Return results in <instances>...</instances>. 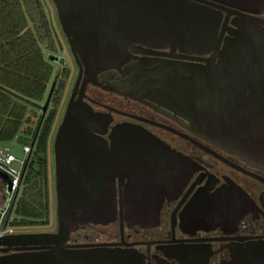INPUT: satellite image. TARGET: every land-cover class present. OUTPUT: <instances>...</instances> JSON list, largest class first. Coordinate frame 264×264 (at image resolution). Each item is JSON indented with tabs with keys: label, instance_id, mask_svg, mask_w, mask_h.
Returning <instances> with one entry per match:
<instances>
[{
	"label": "water",
	"instance_id": "1",
	"mask_svg": "<svg viewBox=\"0 0 264 264\" xmlns=\"http://www.w3.org/2000/svg\"><path fill=\"white\" fill-rule=\"evenodd\" d=\"M52 2L78 66L53 141L56 231L0 235V244L8 246L48 245L46 250L4 256L0 264H144L130 249L63 245L78 225L106 224L115 218L116 210L113 184L92 182L91 175L77 174L83 167L76 169L75 157L100 152L87 146L108 144L99 134L110 121L109 112L94 110L82 99V91L90 83L132 98L151 99L179 115L197 135L264 168V25L255 17L264 13V0ZM225 5L240 17L232 19L222 40L230 15L227 11L223 18ZM137 45L210 56L197 57L200 63L161 60L147 68L152 62L133 56L142 51ZM48 59L64 61L55 54ZM54 84L42 106V117ZM109 138L115 149L111 152L122 154L135 146L146 153L142 146L157 142L129 123L112 126ZM120 167L126 169L124 162ZM131 188L126 185L127 194Z\"/></svg>",
	"mask_w": 264,
	"mask_h": 264
},
{
	"label": "flooded vegetation",
	"instance_id": "2",
	"mask_svg": "<svg viewBox=\"0 0 264 264\" xmlns=\"http://www.w3.org/2000/svg\"><path fill=\"white\" fill-rule=\"evenodd\" d=\"M225 7L223 18L227 11L230 15L222 40L228 35L232 19L240 17L232 13L234 8ZM255 17L264 25V13ZM137 48L142 51L133 52V56L152 62L147 68L161 60L200 63L203 61L197 57L210 56L169 47ZM72 59L76 73L65 102L78 73ZM80 86L81 81L76 95ZM96 91L108 99L97 97L93 94ZM82 92V99L94 110L109 112L110 121L99 134L108 144L87 146L100 152L75 157L76 169L83 167L77 174L91 175L92 182L113 184L116 210L115 218L106 224L78 225L63 245L130 249L144 264H264V168L197 135L179 115L151 99L132 98L90 83ZM118 123L135 125L156 137L157 142L142 146L146 153L136 146L129 154L112 153L115 149L109 135ZM50 140L46 150L48 182L55 193L54 138ZM122 162L126 165L123 171ZM127 184L132 186L129 194L125 191ZM126 198L128 201H124ZM45 231L55 232L56 223ZM47 246L0 244V258L46 250Z\"/></svg>",
	"mask_w": 264,
	"mask_h": 264
},
{
	"label": "trees",
	"instance_id": "3",
	"mask_svg": "<svg viewBox=\"0 0 264 264\" xmlns=\"http://www.w3.org/2000/svg\"><path fill=\"white\" fill-rule=\"evenodd\" d=\"M58 48L42 0H0V143L17 139L32 147L21 187L5 213L10 218L7 223L15 227L49 223L46 150L68 75V70H62L57 79L55 61L48 59ZM29 105L40 113L31 112Z\"/></svg>",
	"mask_w": 264,
	"mask_h": 264
},
{
	"label": "rangeland",
	"instance_id": "4",
	"mask_svg": "<svg viewBox=\"0 0 264 264\" xmlns=\"http://www.w3.org/2000/svg\"><path fill=\"white\" fill-rule=\"evenodd\" d=\"M45 6V10L47 12V16L48 19L51 22V26L53 29V32L59 42V48L57 50V52H55V54L57 56L63 57L64 58V64H60L58 62H54L52 63L55 67V75L56 78L58 79L59 77L61 78L63 76V74H61L62 70H68V75L65 77L66 80V84L65 87L61 93V104L58 107L57 110V116L55 119V123L52 127L51 133H50V138H49V142H51V138L53 141V136L55 134V131L57 129V126L62 118V114L66 105V102L64 101L65 99V94L68 90V88L71 86L75 73H76V69H75V65L72 59V56L69 52V48H68V44L67 41L61 31V28L59 26L57 17H56V11H55V7L54 4L52 2V0H42ZM97 94V97H100L101 99H106L107 96L104 93H100V92H93V94ZM69 94V93H68ZM108 99V98H107ZM110 99V98H109ZM118 100V99H117ZM119 101V100H118ZM31 110L37 112V114L40 113L39 108L33 106V105H29L28 106ZM32 112V111H31ZM31 112H29V114H31ZM23 128L25 126H27V124L23 123ZM21 135V134H20ZM23 136L27 137V135H25L24 133H22ZM8 144L10 145L11 151L20 158H25L26 154L23 151V142L17 139H14L12 141H9ZM9 175L2 169L0 168V218L1 215L3 213V211L8 207V202H9V198H10V187H9ZM50 189H49V200H50V213H49V223L48 224H44V225H34V226H12L15 231L20 232V231H24V230H32V231H45L50 229L53 226V223L55 222V193L53 190V185H49ZM52 189V190H51ZM12 217V216H10ZM6 218L3 217L2 220L4 221ZM10 219V218H9ZM9 219L7 218L6 221H9ZM5 222V221H4ZM8 225V223H7Z\"/></svg>",
	"mask_w": 264,
	"mask_h": 264
},
{
	"label": "built area",
	"instance_id": "5",
	"mask_svg": "<svg viewBox=\"0 0 264 264\" xmlns=\"http://www.w3.org/2000/svg\"><path fill=\"white\" fill-rule=\"evenodd\" d=\"M23 151L26 154L25 158L17 157L10 148L8 143H0V168H2L10 177L9 187H10V198L8 202V207L3 211L0 218V235L11 233L14 228L7 225V219L2 220L5 217V213L10 209L15 196L21 187L22 178L25 173L28 158L31 153L32 147L29 143H23Z\"/></svg>",
	"mask_w": 264,
	"mask_h": 264
}]
</instances>
